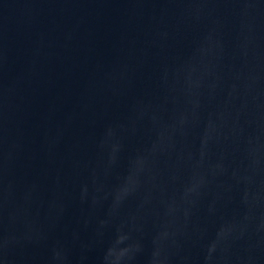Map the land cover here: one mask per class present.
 Masks as SVG:
<instances>
[{"label": "water", "instance_id": "obj_1", "mask_svg": "<svg viewBox=\"0 0 264 264\" xmlns=\"http://www.w3.org/2000/svg\"><path fill=\"white\" fill-rule=\"evenodd\" d=\"M0 264H264V0H0Z\"/></svg>", "mask_w": 264, "mask_h": 264}]
</instances>
